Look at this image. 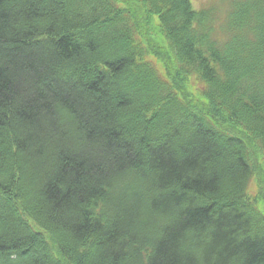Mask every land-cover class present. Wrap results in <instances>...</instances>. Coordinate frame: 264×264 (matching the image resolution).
<instances>
[{
	"label": "trees",
	"instance_id": "trees-1",
	"mask_svg": "<svg viewBox=\"0 0 264 264\" xmlns=\"http://www.w3.org/2000/svg\"><path fill=\"white\" fill-rule=\"evenodd\" d=\"M230 3L0 0V264H264V0Z\"/></svg>",
	"mask_w": 264,
	"mask_h": 264
},
{
	"label": "rangeland",
	"instance_id": "rangeland-1",
	"mask_svg": "<svg viewBox=\"0 0 264 264\" xmlns=\"http://www.w3.org/2000/svg\"><path fill=\"white\" fill-rule=\"evenodd\" d=\"M137 1V0H132ZM231 0H191L194 8L200 10L203 8H215L217 16L224 17L229 9ZM260 190L259 178H255L252 182L251 193L256 195ZM261 209L264 211V202L260 204Z\"/></svg>",
	"mask_w": 264,
	"mask_h": 264
}]
</instances>
